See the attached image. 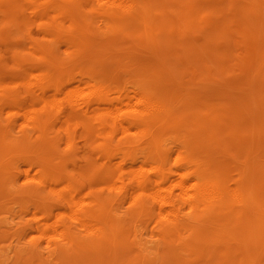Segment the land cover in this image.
Here are the masks:
<instances>
[{
  "label": "rangeland",
  "instance_id": "1",
  "mask_svg": "<svg viewBox=\"0 0 264 264\" xmlns=\"http://www.w3.org/2000/svg\"><path fill=\"white\" fill-rule=\"evenodd\" d=\"M46 1L42 0L39 4L43 11L48 10L50 20L46 17V20L34 17L30 10H27L28 14L25 11H16V14L12 6L3 4L0 0V99L3 97L0 100L3 101L0 105V143L2 138L4 142L8 140L7 143L10 142L15 151L13 153L0 148V264H264V0H176L177 3L175 0H144V4H148L150 9L146 20L125 10L121 22L115 26H108L102 15L98 11L94 12L83 1L74 2L75 5H80L76 7L78 12L75 6V10H70L72 6H69V10L64 6L65 11L71 12L63 13L61 18L55 8L56 5L59 7V1L62 0H58L56 4L49 3V6V0ZM1 5L5 6H2L4 9ZM54 10L57 12L54 13ZM75 14L78 15L77 18H74L77 16ZM32 18L34 20L31 21ZM73 39L78 43L82 40L81 45H76L75 42L71 44ZM176 51L179 53L175 55ZM35 64H42L44 68L46 64L55 84H61V87H57V94L47 92L44 102L31 106L33 103L30 102L29 91L19 82L21 76ZM86 78L89 79L87 82L93 84H87V87L81 85L85 84ZM92 79L109 82L112 88L106 97L113 100L119 94L126 93L127 89L129 95L137 93L136 91L139 94L140 89L153 94L168 110L165 115L168 121L166 129L162 130V123H158L152 125L147 132L134 128L126 135L118 134L110 142L98 137L95 145H87L83 140L82 125L77 120L68 121L66 118V105L69 101L68 93L79 86H82L81 91H86L89 86L95 85V80ZM134 86L137 88L134 89ZM7 96L16 97L18 102L9 105L10 102L7 101L6 104ZM95 97L96 95L86 100H93ZM103 106L98 109L97 105H93L90 111H103ZM34 107L38 109L34 110ZM25 109L29 113H50L55 119L49 128L50 132L47 130L39 134L28 127L24 123L23 113L27 112ZM64 121L76 126L71 125L74 138L71 147L66 144L62 132L61 123ZM11 122L16 123L15 128H5ZM23 128L29 134L25 142L21 140L19 132ZM151 128L153 131H150ZM148 151H152L150 156ZM181 152L190 155L196 167L221 178L227 186L234 189L238 197L234 208L220 210L218 206L208 204L202 207H206L205 209H200L202 212L198 213L204 214L200 216L190 208H185L187 211L183 210L182 215L185 227L180 232L182 236L173 235V240L169 241L159 238L157 229H154V221L147 223L144 219L137 223L134 220L129 200L121 201L122 204L126 202L123 206L121 203L117 205L106 202V211H102L101 215L113 221L116 227L111 230L105 245L89 242V238L86 241L87 237L84 236L82 240L86 243L80 242L82 247L79 243L71 247L60 232L52 233L54 239L51 235L49 239L39 231L41 223L50 222L54 226L56 219L69 221V210L62 203L68 196V188L65 187L67 183L78 189V197L84 195L83 197L90 198V193L92 199L96 197L105 201L119 194L101 176L107 167L103 158L105 155L113 157L107 164H114L119 161L116 155L131 154L135 157L132 163L135 167L150 160L152 155H160L162 158L168 155L166 168L179 173L180 163L177 159ZM129 165L132 166L131 162L126 163L128 168ZM39 169L49 173L50 178L59 176L57 181L52 178V189H46L41 196L28 191L41 188L42 183L27 179L24 173L25 170H30L32 176L37 175ZM61 172H68V175L65 173L66 178ZM38 197L39 200L35 199ZM146 200L150 198L146 197ZM46 209L51 211L48 212V219L44 215ZM255 220L257 221L254 223ZM217 222L224 224L220 223L221 227ZM223 238L229 241L226 239V242ZM237 247L240 249L235 250ZM54 248L57 253L53 251Z\"/></svg>",
  "mask_w": 264,
  "mask_h": 264
},
{
  "label": "bare ground",
  "instance_id": "2",
  "mask_svg": "<svg viewBox=\"0 0 264 264\" xmlns=\"http://www.w3.org/2000/svg\"><path fill=\"white\" fill-rule=\"evenodd\" d=\"M42 0H1V2L4 4H8L10 6L13 7V11H21L27 13V10H30L31 14L34 17H39V18H48L50 13H48L46 10L43 11L41 5L39 4V2ZM46 1V0H45ZM48 1V0H47ZM46 1V2H47ZM58 0H49L48 1V6L49 3L50 4H56ZM85 2L87 4V6H90L94 12L98 11L97 13H100L102 15V17L104 18L103 21L107 22V25L109 26H115V24L121 22V19L123 18V13L125 10L129 11L130 13L133 12L132 14L137 15V17H141L144 20L147 19V14L148 12H150L149 8L147 7L146 4H144V0H67V2H64V0L59 1V7L56 8L58 10L59 16L60 18L62 17L63 13L66 12H71V11H65V8H68V10L70 9L69 6H72L73 8L70 10H75L76 7L80 6L75 5L76 3L74 2ZM146 1V0H145ZM150 1V0H149ZM159 1V0H158ZM176 1V0H175ZM196 1V0H195ZM205 1V0H204ZM211 1V0H210ZM213 1V0H212ZM62 2V3H61ZM162 2V1H160ZM168 2V1H167ZM174 2V0H173ZM179 2V1H178ZM187 4L188 1H186ZM208 2V1H206ZM226 2V1H225ZM177 3V1H176ZM182 3V2H179ZM193 3V2H192ZM232 3V1H231ZM84 4V3H83ZM165 4V3H164ZM174 5V4H173ZM192 5V4H191ZM3 5H1L2 7ZM75 6V9H74ZM153 6V5H152ZM161 6V4H160ZM166 6V5H165ZM190 6V5H189ZM193 6V5H192ZM5 7V6H3ZM2 7V9H4ZM55 7V6H54ZM77 7V8H78ZM158 7V6H157ZM164 7V6H163ZM50 8V7H49ZM154 8V7H153ZM165 8V7H164ZM47 9V7H46ZM158 9V8H157ZM10 10V9H9ZM52 10V9H51ZM77 10V9H76ZM152 10V9H151ZM12 11V10H11ZM92 11V10H91ZM153 11V10H152ZM57 12L54 10V13ZM78 12V10H77ZM76 12V13H77ZM52 13V12H51ZM2 14V13H1ZM4 14V13H3ZM14 14V13H12ZM17 14V13H16ZM14 14V15H16ZM22 14V13H21ZM28 14V13H27ZM49 14V15H47ZM57 14V13H56ZM55 14V15H56ZM78 14H81L78 13ZM83 14V12H82ZM25 15V14H24ZM23 15V16H24ZM77 15V14H75ZM87 15V14H86ZM90 15V14H89ZM132 18H134L131 14H129ZM22 16V15H21ZM58 16V17H59ZM69 16V15H68ZM74 16V15H72ZM84 16V15H83ZM82 16V17H83ZM2 17V16H1ZM6 17V16H4ZM27 17V16H26ZM57 17V18H58ZM66 17V16H65ZM77 16H75L74 18H77ZM80 17V16H79ZM88 17V16H86ZM247 17V16H246ZM10 18V17H9ZM31 18V17H30ZM29 18V19H30ZM56 18V19H57ZM140 18V19H141ZM5 19V18H4ZM15 19V18H14ZM38 19V18H37ZM64 19V17L62 18ZM73 19V18H72ZM83 21V18H80ZM86 19V18H85ZM95 19V18H94ZM98 19V18H97ZM184 19V18H183ZM187 19V18H186ZM3 20V18L1 19ZM23 20V19H22ZM34 20L33 18L31 19V21ZM43 19H41L42 21ZM48 20H50L48 18ZM47 20V21H48ZM67 20V18H66ZM71 20V19H70ZM131 20V19H130ZM166 20V19H164ZM230 20V19H229ZM247 20V19H245ZM258 20V19H257ZM5 21V20H4ZM36 21V18H35ZM76 21V20H75ZM128 21V20H127ZM136 21V20H135ZM152 21V20H151ZM157 21V20H156ZM160 21V20H159ZM168 21V20H167ZM166 21V22H167ZM177 21V20H176ZM227 21V20H226ZM40 22V21H37ZM36 22V23H37ZM44 22V21H43ZM59 22V21H58ZM71 22H73V20H71ZM79 22V21H78ZM77 22V23H78ZM97 22V21H96ZM155 22V21H154ZM158 22V21H157ZM194 22V21H193ZM229 22V21H228ZM18 23V22H17ZM28 23V22H27ZM41 23V22H40ZM48 23V22H47ZM50 23V22H49ZM164 23V21H163ZM184 23V21H183ZM44 24V23H43ZM56 24V23H53ZM82 24V23H81ZM87 24V23H86ZM98 24V23H97ZM103 24V23H102ZM145 24V23H144ZM159 24V23H158ZM177 24V23H176ZM181 24V23H179ZM17 25V24H16ZM58 25V24H57ZM75 25V24H74ZM94 25V24H93ZM104 25V24H103ZM156 25V24H155ZM167 25V24H166ZM170 25V24H169ZM227 25V24H226ZM39 26V25H38ZM45 26V25H44ZM48 26H52L51 28H53L55 25H48ZM71 26V25H70ZM158 26V25H157ZM164 28V24L162 25ZM9 27V26H8ZM20 27V26H19ZM56 27V26H55ZM154 27V26H153ZM196 27V26H195ZM23 28V27H22ZM37 28V27H36ZM59 28V27H58ZM125 28V27H124ZM156 28V27H155ZM179 28V27H178ZM226 28V27H225ZM15 29V28H14ZM24 29V28H23ZM40 29V28H39ZM55 29V28H54ZM53 29V30H54ZM68 29V28H67ZM66 29V30H67ZM99 29V28H98ZM109 29V27H108ZM115 29V28H114ZM136 29V28H135ZM147 29V28H146ZM52 30V31H53ZM57 30V29H56ZM78 30V29H77ZM100 30V29H99ZM156 30V29H155ZM161 30V29H160ZM164 30H166L164 28ZM189 30V29H188ZM42 31V30H41ZM47 31V30H46ZM64 31V30H63ZM71 31V30H70ZM79 31V30H78ZM91 31V29H90ZM103 31V30H102ZM105 31V30H104ZM163 31V30H162ZM167 31V30H166ZM174 31V30H173ZM177 31V29L175 30ZM186 31V30H185ZM191 31V30H189ZM50 32V31H49ZM61 32V29H60ZM122 32V31H121ZM156 32V31H155ZM160 32V31H159ZM23 33V32H22ZM51 33V32H50ZM48 33V34H50ZM59 32H57L58 34ZM105 33V32H104ZM128 33V32H127ZM147 33V32H146ZM153 33V32H152ZM161 33V32H160ZM166 33V32H165ZM179 33V32H178ZM190 33V32H189ZM2 34V33H1ZM20 34V33H19ZM75 34V33H74ZM109 34V32L107 33ZM144 34V33H143ZM142 34V35H143ZM173 34V33H172ZM175 34L177 35V33L175 32ZM174 34V35H175ZM52 35V34H50ZM63 35V34H62ZM62 35L60 37H62ZM73 35V34H72ZM76 35V34H75ZM81 35V34H80ZM78 35V36H80ZM96 35V34H95ZM105 35V34H104ZM133 35V34H132ZM140 35V34H139ZM159 35V34H157ZM164 35V34H163ZM15 36V35H14ZM13 36V37H14ZM71 36V35H70ZM181 36V35H180ZM138 37V36H137ZM136 37V38H137ZM158 37V36H157ZM156 37V38H157ZM166 37V36H165ZM173 37V35H172ZM187 37V36H186ZM55 38V37H54ZM57 38V37H56ZM74 38V37H73ZM135 38V37H134ZM160 38V37H159ZM167 38V37H166ZM72 39V38H71ZM155 39V38H154ZM77 40V38H76ZM177 40V39H175ZM180 40V39H179ZM68 42H70L67 39ZM166 41V40H165ZM174 41V40H173ZM184 41V40H182ZM71 44H74V39L71 41ZM82 42V40L80 41ZM80 42L78 43L77 41L75 42L80 44ZM168 42V40H167ZM178 42V41H177ZM173 43V42H172ZM182 43V42H181ZM180 43V44H181ZM188 43V42H187ZM31 44V43H30ZM36 44V43H35ZM76 44V45H78ZM148 44V43H147ZM150 44V42H149ZM178 44V43H177ZM179 44V45H180ZM39 45V44H38ZM81 45V44H80ZM161 45V44H160ZM164 45V41L163 44ZM173 45V44H172ZM171 45V46H172ZM175 45V44H174ZM50 46V45H48ZM181 46V45H180ZM183 46V45H182ZM181 46V47H182ZM180 47V48H181ZM194 47V46H193ZM48 48V47H47ZM173 48V47H172ZM171 48V49H172ZM175 48V47H174ZM179 49V47H177ZM204 48V47H203ZM202 48V49H203ZM50 49V48H49ZM71 49V48H70ZM159 49V48H158ZM162 49V48H161ZM165 49V48H164ZM170 49V50H171ZM45 50V49H44ZM168 50V49H167ZM174 50V49H173ZM197 50V49H196ZM159 51V50H158ZM206 51V50H205ZM168 52V51H166ZM173 53V51H171ZM221 52V51H220ZM54 53V52H53ZM161 53H163L161 51ZM179 53L176 51L175 55ZM52 55V54H51ZM163 55V54H162ZM161 56V55H160ZM222 56V55H221ZM224 56V55H223ZM52 57V56H51ZM162 57V56H161ZM53 58V57H52ZM51 58V59H52ZM54 59V58H53ZM175 59V58H174ZM168 61V58L166 59ZM170 60V59H169ZM225 60V59H224ZM46 61V60H44ZM179 62V60H178ZM177 62V63H178ZM166 64V62H164ZM172 63V62H171ZM169 63V64H171ZM29 64V63H28ZM168 64V65H169ZM23 65V64H22ZM32 65V64H31ZM42 64H35L34 66H32L28 71H26V73H24V76H21L20 78V84L25 85V87H27L29 94H30V102L33 103L31 104V106L36 105L38 103H42L44 102V99L46 96L45 94L47 92H54V94H57L58 90L57 87L60 88L61 84L56 83L55 84V80L54 78L51 76V73L48 72V67H46V64L44 65L45 68L41 66ZM168 65H166L168 67ZM48 66V65H47ZM165 66V65H164ZM170 66H173L172 64ZM44 68V69H43ZM171 68V67H170ZM39 69V70H38ZM32 70V71H30ZM82 74V73H81ZM21 75V74H20ZM83 75V74H82ZM82 78V77H81ZM84 78V76H83ZM96 79V78H95ZM95 79H92L93 81ZM78 80V79H77ZM85 80V84H81L84 85L85 87H87V84H90V82H87V80L89 81V79H84ZM72 81V80H71ZM76 81V80H73ZM83 81V79H82ZM18 83V82H16ZM82 83V82H81ZM138 83V82H137ZM19 84V85H20ZM93 84V83H91ZM90 84V85H91ZM93 86H89L87 88L86 91H81L80 87L82 88V86H79L80 83L78 82L77 85L79 87H77L76 89H73L72 91H70L68 93V97H69V101L68 104L66 105L67 107V119L68 121L71 120H77L79 122L80 125H82L83 127V137L85 140L84 142H86L87 145L89 144H94L96 143L98 137L100 138H106L108 140V142L112 141L111 139L115 138V136H117L118 134L121 135H126L130 132V129H139L142 130L143 132H147L149 131L150 127L152 125L158 124V123H162V126H160V128L162 127V130H165L167 125H168V121H167V116L166 115V111L167 108L164 105V103H161L160 101H158V99L153 95V94H148L146 92H144L143 90L138 94V91H136L137 93H134L132 96L129 95L127 93V91L129 89H127L126 93H122L119 94L118 97L116 96V98L113 99H109L108 97H106V95H109L110 90L112 88L111 84L109 82H105V81H94ZM18 85V84H17ZM16 85V86H17ZM87 85V86H86ZM4 87V86H3ZM2 88V87H0ZM84 88V87H83ZM137 87L134 86V89H136ZM146 88V87H145ZM65 89V88H64ZM69 89V88H68ZM72 89V88H71ZM119 89V88H118ZM17 90V89H16ZM22 90V89H21ZM60 90V89H59ZM2 91V89H1ZM5 91V90H4ZM9 91V90H8ZM20 91V90H18ZM67 91V90H66ZM65 91V92H66ZM134 91V90H132ZM123 92V91H122ZM1 93V92H0ZM133 93V92H132ZM18 94V93H17ZM53 94V95H54ZM61 94V93H59ZM65 95V94H64ZM96 95L95 98L86 100V98L91 97ZM113 95V94H112ZM115 95V94H114ZM18 96V95H17ZM51 96V94H50ZM61 96V95H60ZM141 96V97H140ZM5 97V95H4ZM8 97V96H7ZM53 97V96H52ZM3 97H1L2 99ZM49 98V97H48ZM48 98L46 99L48 101ZM65 98V96H64ZM0 99V100H1ZM51 99V97H50ZM19 100V99H18ZM29 100V99H28ZM55 99H53L54 101ZM9 105H13L15 104L17 101L16 97H11L6 100L5 99V103ZM57 101V99H56ZM63 101V100H62ZM3 101L0 102V105L2 104ZM58 102V101H57ZM64 102V101H63ZM27 103V101H26ZM50 103V101H49ZM55 103V102H54ZM66 104V102H64ZM52 106L54 105L53 102L51 103ZM56 104V103H55ZM44 105V104H43ZM48 105V103H47ZM58 108H59V103L57 104ZM97 105L96 108L101 109V107L103 106L105 108H103V111H90V109L92 108V106ZM102 105L100 108L99 106ZM28 106V104H27ZM38 106V105H37ZM41 106V105H40ZM56 106V105H55ZM24 107V106H23ZM30 107V105H29ZM44 107V106H43ZM42 107V108H43ZM46 107V106H45ZM44 107V108H45ZM51 107V106H50ZM57 107V106H56ZM21 108V107H19ZM31 108V107H30ZM29 108V109H30ZM34 107V110L38 109ZM41 108V107H40ZM55 108V107H54ZM23 109V108H22ZM57 109V108H55ZM59 108V112H60ZM26 110V109H25ZM1 111V110H0ZM20 112H22V110H18ZM27 112L23 113L25 114V120L24 123L27 124L28 127L32 128L33 130H35L37 133H44L47 130L49 131V128L51 127V125H53L52 123H54L53 121L55 120L54 117L50 114V113H46L44 112H30L33 114L29 113V110H26ZM47 111V110H46ZM58 111H56L58 113ZM30 115H29V114ZM55 113V112H54ZM57 113H55L56 115H58ZM54 115V114H53ZM165 117V118H164ZM24 119V118H22ZM65 120V119H64ZM26 121V122H25ZM58 121V120H57ZM17 122V121H16ZM22 122V121H21ZM14 124V125H13ZM22 124V123H21ZM57 125V123H56ZM59 125V124H58ZM62 125V132H64V136H65V142L68 146H72V141H73V130H71V125L73 124H69L68 122L64 121L63 123H61ZM161 125V124H160ZM16 123L15 122H11L8 124V126H5V128L7 127V129H11V128H15ZM74 127L75 124L73 125ZM156 129V126H154ZM4 128V130H5ZM60 128V127H59ZM78 128V127H77ZM80 128V127H79ZM19 129V128H18ZM154 129V128H153ZM52 130V129H51ZM77 130V129H76ZM80 130V129H79ZM161 130V129H160ZM150 131H153L152 128ZM1 132V131H0ZM6 132V131H5ZM4 132V133H5ZM20 138L21 140H23V142H25V140H27L29 138V134L26 132V130L23 128L20 131ZM50 132V131H49ZM56 132V131H55ZM80 132V131H79ZM39 133V134H40ZM61 133V132H60ZM78 133V132H77ZM81 133V132H80ZM142 133V132H141ZM1 134V133H0ZM3 134V133H2ZM7 134V133H5ZM56 133H54L55 135ZM75 134V133H74ZM154 134V133H153ZM120 135V137H121ZM152 135V134H151ZM47 136V135H46ZM59 136V134H58ZM119 136V135H118ZM56 137V136H55ZM80 137V136H79ZM117 138V137H116ZM119 138V137H118ZM144 138V137H143ZM1 139V138H0ZM5 139V137H4ZM61 139V138H60ZM76 139V137H75ZM81 139V138H80ZM141 139V138H140ZM146 139V138H145ZM19 140V139H18ZM82 140V141H83ZM101 140V139H100ZM143 140V139H142ZM156 140V139H155ZM154 140V141H155ZM8 140H6V142L3 141L2 138V142L0 143V148L1 150H11L13 153L14 151V147L10 146L11 143H7ZM60 141V140H59ZM123 141V140H121ZM128 141V140H127ZM141 141V140H137ZM21 142V141H20ZM43 142V140H42ZM45 140L44 143L45 144ZM104 142V141H103ZM119 142V141H118ZM158 142V141H156ZM50 143V142H49ZM61 143V142H60ZM83 143V142H82ZM99 143V142H98ZM112 143V142H111ZM132 143V142H131ZM142 143V141L140 142ZM147 143V142H146ZM149 143V141H148ZM151 143V142H150ZM21 144V143H20ZM19 144V145H20ZM47 144V143H46ZM53 144V142H52ZM130 144V143H129ZM154 144V143H153ZM25 145V144H24ZM62 145V144H61ZM66 145V146H67ZM133 145V144H132ZM27 146V144H26ZM136 146V145H134ZM146 146V145H145ZM149 146V145H148ZM152 146V145H150ZM149 146V147H150ZM157 146V144H156ZM13 147V148H12ZM122 147V146H121ZM126 147V146H125ZM155 147V144L154 146ZM28 148V146H27ZM142 148V147H141ZM144 148V146H143ZM152 148V147H151ZM77 149V148H76ZM146 149V148H145ZM30 150V147L29 149ZM137 150V149H136ZM142 150V149H141ZM147 150V149H146ZM150 150V149H149ZM10 151V152H11ZM22 151V150H21ZM32 151V150H31ZM64 151V150H63ZM77 151V150H76ZM122 151V149H121ZM125 152V151H124ZM150 151H148L149 153ZM26 153V152H25ZM32 153V152H30ZM28 153V155L30 154ZM119 153V151L117 152ZM147 153V152H146ZM152 153V151H151ZM151 153H149L148 156L151 155ZM182 153V152H181ZM178 156L179 158L177 159V162L180 163V171L174 172L173 169L170 168H166V163H168V158H166L167 156H165V158L160 157V155H152L150 160L145 161L144 163H141L142 165H140L139 167H135V165L133 166L132 163L135 161V157L132 156L131 154H126V153H122L120 155H116V158H119V161L112 164L108 162H111V160L113 159V157L111 155H105L103 158L105 160V164H106V168L104 170V172L102 173V177L105 179V181L107 182V184L109 185L110 188L116 189L119 191L118 195L115 196H111L109 198H107L104 201L98 200L96 197H93V199L90 196L89 193V197L90 198H85L83 196L78 197L79 196V191L78 189H75L74 187H70L67 183V186H65L66 188H68V196H66L62 203L64 206H66V208L69 210V221H63L62 219L56 221L54 220V226L51 225L50 222H46V223H41L38 228L39 231L44 234V236H48L51 235L54 232H60V234L65 237L64 239H66L67 243L71 245V247H75L78 245V243L80 244V242L86 243L85 241H83V237H87V239L89 238L90 241L94 244H99L102 245L104 243H106V241L109 238V234L111 232V230H115L116 224L112 223L113 221H109L108 218H104L103 214L101 215L102 211H106L105 207H107V203L106 202H113L116 203L117 205L121 203V201H126L129 200L130 203L132 204V209L130 211V213L132 215H134V220L137 221H142L145 219V221L148 223L149 221H154L155 224V228L158 231V236L161 240L163 241H169L170 239L173 240V235L175 237L176 234L180 235V232H182L181 230L185 227L184 222L182 221V215H183V210H185V208H190L192 211L197 212L196 215H198L200 212H202L203 206H206L208 204L212 205V206H218L220 210H227V209H232L234 208L233 205H235L236 201L235 199H237V195L234 192V189H232L230 186H227L225 181L222 180L221 178L214 176V175H210L208 172L203 171L202 169L196 167L193 163V159L190 157V155H187L186 153H182ZM136 154V153H135ZM134 154V155H135ZM155 154V153H154ZM23 155V154H22ZM146 156V155H145ZM72 157V156H71ZM114 157V158H115ZM0 158H1V153H0ZM102 158V157H100ZM78 159V158H76ZM146 159V158H145ZM148 159V158H147ZM176 159V158H175ZM174 159V160H175ZM89 160V159H88ZM103 160V161H104ZM32 162V161H31ZM74 162V161H73ZM113 162V161H112ZM127 162H131V167L129 165L126 166ZM143 162V161H142ZM149 162H152L149 163ZM171 162V161H170ZM29 163V162H28ZM97 163H99L97 161ZM174 163V162H173ZM32 164V163H31ZM91 164V163H90ZM150 164V165H149ZM175 164V163H174ZM14 164L12 163V166ZM33 165V164H32ZM35 165V163H34ZM33 165V166H34ZM96 165V164H95ZM94 165V166H95ZM98 165V164H97ZM96 165V166H97ZM147 165V166H146ZM171 165V164H170ZM11 166V165H10ZM11 166V167H12ZM38 166V165H37ZM95 166V168H97ZM138 166V165H137ZM150 166V167H149ZM15 166H13L12 168H14ZM84 167V166H83ZM99 167V166H98ZM10 168V167H9ZM8 168V170H9ZM43 168V167H42ZM91 168V166H90ZM177 168V165H176ZM32 169V168H31ZM101 169V168H100ZM103 169V168H102ZM11 170V168H10ZM19 170V169H18ZM37 170V168H36ZM95 170V169H94ZM20 171V170H19ZM29 172H31L30 170H25L24 173H26V178L30 179V180H34L35 182H39L42 183V187L39 189H32V191H28V192H32L35 193V195L41 196V194L46 191V189L51 188L52 183V178L57 181L56 179L59 180V176H55L56 178H54L53 176L50 178L48 176L49 173L44 172L42 169H39V171L36 173L37 175H31ZM80 172V171H79ZM4 173V172H3ZM17 173H20L17 171ZM62 174L64 172H61ZM60 173V175H62ZM66 174L68 172H65ZM64 173V176L66 178V175ZM88 173V172H87ZM2 174V173H1ZM68 175V174H67ZM75 175V174H74ZM89 175V173H88ZM100 175V172L99 174ZM5 176V175H4ZM51 176V175H50ZM96 176V174H95ZM10 177V176H9ZM12 177V175H11ZM62 177V176H61ZM60 177V180L62 179ZM70 177V176H69ZM68 177V178H69ZM1 176H0V180H1ZM64 178V177H63ZM72 178V176H71ZM79 179V177H78ZM81 179V177H80ZM100 179V178H99ZM9 180V178H8ZM71 180V179H70ZM76 180V178H75ZM75 180H73V183L75 182ZM103 180V179H102ZM2 181V180H1ZM5 181V180H3ZM65 181V180H64ZM85 181V180H84ZM92 181V180H91ZM28 182V180H27ZM63 182V181H62ZM87 182V180H86ZM98 182V180H97ZM104 182V181H103ZM193 182V183H191ZM3 183V182H2ZM71 183V182H70ZM78 184V183H77ZM81 184V183H80ZM92 184V183H91ZM103 184V183H102ZM101 184V185H102ZM106 184V185H107ZM2 185V184H1ZM6 185H10V184H6ZM3 186V185H2ZM20 186V185H19ZM76 186V185H75ZM81 186V185H80ZM104 187V185H102ZM4 187V186H3ZM14 187V186H13ZM92 187V186H91ZM107 187V186H105ZM90 188V186H89ZM56 190L57 187H56ZM108 190V188H107ZM55 191V190H54ZM81 191V190H80ZM94 192V191H93ZM251 192V191H249ZM253 192V190H252ZM85 193V192H84ZM116 193V191L114 192ZM30 194V193H29ZM93 194V193H91ZM45 195V194H44ZM254 196V195H253ZM136 197V198H134ZM146 197H149L150 200H146ZM248 197V196H247ZM252 197V196H251ZM45 198V197H44ZM39 200L38 198H35ZM41 199V198H40ZM51 199V197L49 198V200ZM37 200V201H38ZM47 200V199H46ZM48 200V201H49ZM238 200V199H237ZM257 200V198H256ZM18 201V200H17ZM60 201V200H59ZM259 201V199L257 200ZM128 202V201H126ZM124 202V203H126ZM40 203V202H39ZM48 203V202H47ZM110 203V204H111ZM123 203V204H124ZM235 203V204H234ZM109 204V203H108ZM122 204V203H121ZM122 204V206H123ZM259 204V203H258ZM47 206V205H45ZM49 206V204H48ZM53 206V205H52ZM61 206V204H60ZM59 206V207H60ZM111 206V205H109ZM114 206V205H112ZM40 207V206H39ZM42 207V205H41ZM50 207V206H49ZM126 207V206H125ZM246 207H248V205H246ZM256 207V205H255ZM21 208V207H20ZM202 208V210H200ZM212 208V207H211ZM107 209V208H106ZM120 209V208H119ZM122 209V208H121ZM250 209V208H249ZM43 210L44 207H43ZM109 209H107L108 211ZM111 210V209H110ZM235 210V209H234ZM233 210V211H234ZM251 210V209H250ZM112 211V210H111ZM187 211V210H185ZM184 211V212H185ZM189 211V210H188ZM41 212V211H40ZM51 212L50 210L47 211L46 209V213H44L45 217L48 219V216L50 215L49 213ZM191 212V211H190ZM199 212V213H198ZM221 213V211H219ZM257 212L258 211V207H257ZM109 213V211H108ZM119 213V212H118ZM209 213V212H208ZM211 213V212H210ZM213 213V212H212ZM253 213V212H252ZM28 214V213H27ZM49 214V215H48ZM67 214V213H66ZM124 214V212H123ZM202 215H204L203 213H201ZM199 214V216L201 215ZM117 215V214H116ZM189 215V214H188ZM109 216V215H108ZM209 216V215H208ZM107 217V216H106ZM203 217V216H202ZM211 217H214L211 215ZM217 217V216H216ZM221 217V216H220ZM111 218V217H110ZM186 218V217H185ZM192 218V217H191ZM204 218V217H203ZM253 218V217H252ZM46 219V220H47ZM51 219V218H50ZM127 219V218H126ZM219 219V218H218ZM216 219V220H218ZM113 220V219H112ZM201 220V219H199ZM205 220V219H204ZM211 220V219H210ZM213 220V218H212ZM220 220V219H219ZM218 220V221H219ZM254 220V218H253ZM130 221V220H129ZM126 221V222H129ZM203 221V219L201 220ZM257 220L253 221L254 223ZM53 222V221H52ZM118 222V221H117ZM120 222V221H119ZM143 222V221H142ZM150 222V224H152ZM223 222V221H222ZM220 222V223H222ZM248 222V221H247ZM199 223V222H198ZM220 223L217 222V224L220 225ZM9 224V223H8ZM49 224L51 226H49ZM154 224V223H153ZM224 224V223H222ZM133 226V225H132ZM153 226V225H152ZM221 226V225H220ZM255 226V225H254ZM222 227V226H221ZM253 227V226H252ZM257 227V226H256ZM135 224L133 226V230L135 231ZM150 228V227H149ZM194 228V227H192ZM196 228V227H195ZM250 228V227H248ZM200 229V228H199ZM224 230V227L222 228ZM254 229V227H253ZM252 229V230H253ZM264 229V228H263ZM146 232V229H144ZM152 230V229H151ZM218 230V229H217ZM216 230V231H217ZM223 230L221 232H223ZM156 231V232H157ZM184 232V231H183ZM194 232V231H193ZM197 232V231H196ZM112 233V232H111ZM224 233V232H223ZM260 233V232H259ZM140 234V233H138ZM186 234V233H185ZM194 234V233H193ZM192 234V236H193ZM13 235V234H12ZM59 235V234H58ZM59 235V236H61ZM111 235V234H110ZM133 235V234H132ZM145 235V234H144ZM196 235V234H194ZM226 235V234H225ZM245 235V233H244ZM256 235V234H255ZM254 235V236H255ZM55 236H57L55 234ZM61 236V237H62ZM152 236V235H151ZM157 236V237H158ZM182 236V235H180ZM188 236V235H187ZM191 236V235H190ZM233 236V235H232ZM253 236V235H252ZM260 236V235H259ZM31 237V236H30ZM43 237V236H42ZM52 237V235H51ZM62 237V238H63ZM84 237V238H85ZM115 237V236H114ZM140 237V236H139ZM198 236H196L197 238ZM220 237V236H219ZM227 237V236H225ZM247 237V236H245ZM53 238V237H52ZM182 238V237H181ZM180 238V239H181ZM184 238V237H183ZM195 238V239H196ZM213 238V237H210ZM233 238V237H232ZM50 239V238H49ZM54 239V238H53ZM60 239V238H59ZM57 239V240H59ZM188 239V238H187ZM194 239V240H195ZM225 238H223L224 240ZM227 239V238H226ZM225 241L227 242V240L229 241V239H227ZM247 239V238H244ZM48 240V239H47ZM192 240V239H190ZM189 240V241H190ZM197 240V239H196ZM214 240V239H213ZM212 240V241H213ZM222 240V241H223ZM63 241V240H62ZM188 241V240H187ZM211 241V240H210ZM221 241V242H222ZM232 240H230L231 243ZM110 242V241H109ZM202 243V242H201ZM209 243V242H208ZM207 243V244H208ZM215 243V242H214ZM234 243V241L232 242ZM242 243V241H241ZM82 244V246H83ZM112 244V243H111ZM92 245V244H90ZM105 245V244H104ZM168 245V244H167ZM172 245V244H171ZM203 245V244H202ZM211 245V244H210ZM217 245V244H215ZM232 245V244H231ZM54 246V245H53ZM81 246V244H80ZM81 246V247H82ZM96 246V245H95ZM214 246V244H213ZM222 246V243H221ZM235 246V245H234ZM49 247V246H48ZM215 247V246H214ZM236 247V246H235ZM234 247V248H235ZM218 248V247H217ZM225 248V247H224ZM223 248V249H224ZM56 248H54V252L57 253V250H55ZM86 249V248H85ZM240 249L239 247H237L238 250ZM68 250V249H67ZM106 250V249H105ZM227 250V249H225ZM234 250V249H233ZM69 251V250H68ZM81 251V250H80ZM65 252V251H64ZM214 252V251H213ZM222 252V251H221ZM183 253V252H182ZM241 253V251H240ZM77 254V253H76ZM224 254V253H223ZM232 254V252H231ZM235 255V254H233ZM238 255V254H237ZM240 255V254H239ZM217 256V255H215ZM227 256V255H226ZM224 256V257H226ZM62 257V256H61ZM218 257V256H217ZM235 257V256H234ZM228 258V256H227ZM214 259V258H213ZM52 260V259H51ZM207 260V259H206ZM228 260V259H227ZM226 260V262H227ZM236 260V259H235ZM58 261V260H57ZM81 261V260H80ZM159 262V261H158ZM208 262V261H207ZM211 262V260H210ZM229 262V261H228ZM227 262V263H228ZM212 263V262H211ZM230 263V262H229Z\"/></svg>",
  "mask_w": 264,
  "mask_h": 264
}]
</instances>
